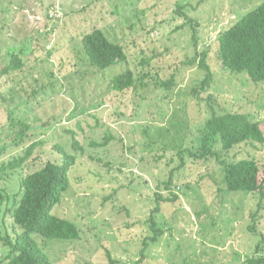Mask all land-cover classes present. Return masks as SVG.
Here are the masks:
<instances>
[{
    "label": "rangeland",
    "instance_id": "rangeland-1",
    "mask_svg": "<svg viewBox=\"0 0 264 264\" xmlns=\"http://www.w3.org/2000/svg\"><path fill=\"white\" fill-rule=\"evenodd\" d=\"M263 1L0 0V70L9 63L11 51L25 62L21 69L0 74V151L14 141L17 121L30 123L38 131L36 138L46 142L35 153L40 159L11 177H0V189H20L16 176L47 161L62 164L63 156L53 149L56 142L75 154L66 129L75 131L85 148L70 172L71 187L53 210L74 221L81 237L34 235L54 264H136L146 240L144 264H247L249 253L264 256V203L257 231L249 227L260 195L229 191L216 160L186 156V165L180 166L173 149L200 144V129L210 111L192 88L205 71L198 62H188L210 44V92L217 110L249 113L264 122V82L228 68L218 53L222 48L230 57L226 61L236 66L233 49L220 34ZM177 4L198 23L195 29L173 30L183 22L175 13ZM94 26L123 42L130 62L105 70L90 66L82 35ZM143 52L153 58V77L141 89L142 96L116 92L113 77L134 68ZM172 77L176 83L171 89L155 87L157 80ZM107 135L113 139L106 147L89 145L91 140L105 142ZM11 155L0 157V163ZM226 158H255L264 175V144L242 143ZM172 171L180 198L162 203L154 218L165 232L152 241L155 191ZM0 252L7 250L0 246Z\"/></svg>",
    "mask_w": 264,
    "mask_h": 264
},
{
    "label": "trees",
    "instance_id": "trees-1",
    "mask_svg": "<svg viewBox=\"0 0 264 264\" xmlns=\"http://www.w3.org/2000/svg\"><path fill=\"white\" fill-rule=\"evenodd\" d=\"M175 13L183 18V22L174 27L173 30L179 31L187 26L195 29L198 25L185 12L184 5L177 4ZM220 35L225 46L232 47L233 59L236 58L234 61L237 64L233 66L226 61L230 57L224 55L222 48L218 51L221 61L234 71H247L256 83L264 82V1L247 12ZM82 42L83 49L89 57L90 66L96 69L105 70L120 63L127 64L130 62L129 50H126V45L123 42L113 40L102 27L94 26L90 31L85 32L82 35ZM195 45L196 47L199 46L197 40ZM211 45L206 46L202 51H197L196 56L188 62L190 64L198 62L199 67L205 71L203 78L197 81L192 88L193 96L200 103L206 102L210 111L209 117L200 129V144L173 149L178 150L175 155L181 159L180 166L186 165V156L196 161L216 160L224 170L226 188L229 191L259 194L258 210L253 214L254 223L249 226L253 232H256L255 222L260 216L264 203L262 166L255 158L229 160L226 156L233 148L242 143L264 144V128L262 127L264 122L255 120L249 113L240 111L220 112L217 110L215 96L210 92L214 81V70L209 62L212 52ZM8 54L11 55V59L0 70V74H8L25 66V62L19 54L13 51L8 52ZM137 58L139 61L134 68H127L113 77L112 87L116 92L132 91L142 96L141 89L148 87L149 79L153 77L151 72L153 58H148L145 52L141 58ZM1 59L2 51L0 49ZM175 83V77H172L169 80H157L155 87L160 86L169 90ZM122 113L118 112L119 115ZM17 122L18 130L14 141L9 148L5 147L0 151V157L12 154L7 161L0 163V177L2 178L13 176L19 170L26 169L27 164L31 161L40 159L41 156L38 157L35 153L39 146L46 143L45 139L36 138L38 131L33 129L30 123ZM66 132L72 134V146L75 154L56 142L53 144V149L63 156L62 164L47 161L43 167L37 170L21 177L16 176L17 180H20V189L16 188L14 191L0 189V246L7 250L4 255L0 252V264H54L45 248L34 236L35 234L44 238L67 240H75L81 237V229L74 221L53 213L54 208L62 202L63 194L72 185L70 172L78 162V154H85V148L77 137V133L67 129ZM112 139L113 136L107 135L105 142L91 140L89 145L97 148L106 147ZM14 151H19V153L14 154ZM89 156L92 160H101L99 156L96 158L94 154H89ZM172 161L174 158H171L169 163ZM173 174L174 171L171 172L169 180L159 185L155 191V207L150 217L152 227L155 228V234L148 238L152 241H157L165 232L164 228L157 226L154 218L156 214L161 212L162 203L176 202L180 198L176 193L180 186L174 182ZM163 190H168L170 195H164ZM8 218L11 219L9 224L7 223ZM263 240L264 238L262 242ZM262 242H259L255 253H260ZM146 248H148L147 240L144 243L141 258L136 264H144ZM262 255L259 257L249 253L246 263L264 264V256Z\"/></svg>",
    "mask_w": 264,
    "mask_h": 264
}]
</instances>
